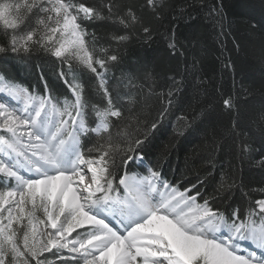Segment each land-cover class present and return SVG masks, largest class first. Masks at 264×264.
<instances>
[{"label": "snow or ice", "instance_id": "6c2138e0", "mask_svg": "<svg viewBox=\"0 0 264 264\" xmlns=\"http://www.w3.org/2000/svg\"><path fill=\"white\" fill-rule=\"evenodd\" d=\"M166 7V0H144L139 11L115 0H0V53L42 51L72 74L59 73L70 92L63 98L47 83L40 94L0 76V264H51L46 254L67 264L65 249L83 264H264V189L259 198L242 193L246 207L221 211L197 185L170 184L146 148L174 90L158 96L150 120L143 87L124 92L107 75L135 25L151 36L139 13L160 18ZM213 14L222 20V6L210 7ZM108 21L122 27L101 38L89 33L90 23ZM168 47L176 54L182 45L172 36ZM222 105L228 113L237 107L231 95Z\"/></svg>", "mask_w": 264, "mask_h": 264}, {"label": "trees", "instance_id": "16d2710c", "mask_svg": "<svg viewBox=\"0 0 264 264\" xmlns=\"http://www.w3.org/2000/svg\"><path fill=\"white\" fill-rule=\"evenodd\" d=\"M115 3L120 9L131 5L139 11L144 0ZM166 3L160 18L147 10L139 13L151 36L143 33L140 24L135 25L131 39L118 49L120 62L107 75L112 78V87L124 92L131 89L135 94L143 87L150 95L145 106L150 120L161 107L158 96L174 90L171 109L146 148L148 159L159 164L164 179L181 191L197 185L201 195L221 211L228 204L246 207L242 193L259 198L260 189H264V121L259 119L264 113V0ZM213 6H222V20L209 15ZM121 27L112 21L93 22L88 31L101 38ZM172 36L182 45L176 54L168 47ZM100 44H104L103 39ZM62 70L71 79L66 65L42 51L23 58L0 53V76L40 94H45L47 83L53 95H70L59 76ZM149 74L151 79L145 80ZM90 77L85 73L83 79L90 81ZM150 88L155 94L149 93ZM90 92L95 101L94 85ZM227 95L237 105L232 113L222 105ZM197 202L203 203L199 198ZM46 255L51 263L61 264L51 254ZM67 264L80 263L67 260Z\"/></svg>", "mask_w": 264, "mask_h": 264}, {"label": "rangeland", "instance_id": "374dc122", "mask_svg": "<svg viewBox=\"0 0 264 264\" xmlns=\"http://www.w3.org/2000/svg\"><path fill=\"white\" fill-rule=\"evenodd\" d=\"M6 81H10V80H6ZM10 82H12V81H10ZM87 174H89V173H87ZM73 236H75V233H73ZM71 238H69V239H71ZM63 254L65 257L68 258V260H72L71 257H72V255H74V254L68 253V251L66 249L64 250ZM57 260H59V259L57 258ZM75 261L79 262L80 264H83V261L80 260L79 258H77V260H75ZM51 264H54V263H51Z\"/></svg>", "mask_w": 264, "mask_h": 264}, {"label": "bare ground", "instance_id": "6f19581e", "mask_svg": "<svg viewBox=\"0 0 264 264\" xmlns=\"http://www.w3.org/2000/svg\"><path fill=\"white\" fill-rule=\"evenodd\" d=\"M0 98H6V95L5 94H3V93H0ZM90 173L89 174H86V177H85V179L87 180V179H89L90 178ZM69 238H71V237H69Z\"/></svg>", "mask_w": 264, "mask_h": 264}]
</instances>
